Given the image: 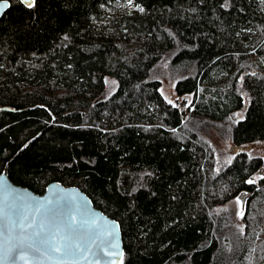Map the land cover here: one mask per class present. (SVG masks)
Listing matches in <instances>:
<instances>
[{
    "label": "trees",
    "instance_id": "16d2710c",
    "mask_svg": "<svg viewBox=\"0 0 264 264\" xmlns=\"http://www.w3.org/2000/svg\"><path fill=\"white\" fill-rule=\"evenodd\" d=\"M10 1L0 174L80 188L120 223L123 264H264V159L220 166L209 139L264 142V0ZM165 62L185 113L162 94ZM244 191L240 227L224 206Z\"/></svg>",
    "mask_w": 264,
    "mask_h": 264
},
{
    "label": "snow or ice",
    "instance_id": "6c2138e0",
    "mask_svg": "<svg viewBox=\"0 0 264 264\" xmlns=\"http://www.w3.org/2000/svg\"><path fill=\"white\" fill-rule=\"evenodd\" d=\"M25 2L28 8L36 5V0ZM9 6L8 0H0V14ZM231 162V159L226 161ZM246 182L253 184L255 181L249 179ZM6 191L15 192L14 189ZM236 203L241 206L238 214L243 219L241 197H236ZM52 205L51 200L33 202L19 194L11 199L0 198V258L12 264L16 261L26 264H102L107 261V264H116L110 258L118 257L123 264L124 254L119 251L117 242L118 225L112 224L105 232L109 239L93 238L84 230L87 220H77V216L89 215L86 208L70 199L57 202L55 207Z\"/></svg>",
    "mask_w": 264,
    "mask_h": 264
},
{
    "label": "water",
    "instance_id": "95a60500",
    "mask_svg": "<svg viewBox=\"0 0 264 264\" xmlns=\"http://www.w3.org/2000/svg\"><path fill=\"white\" fill-rule=\"evenodd\" d=\"M24 6L27 7L25 0H19ZM8 4L10 5L6 9L2 10V14H0V19L3 15L10 9L11 1L8 0ZM28 8V7H27ZM264 173V169L261 170V174ZM6 189H14L15 192L6 191ZM24 195L30 198L33 202H47L49 200L53 201V207L56 206L57 202H62L63 199H70L75 204L86 208L89 212V215L86 217L77 216L78 222L81 219L87 220V224L85 225V231L90 233L93 238H99L100 240L109 239L105 232L110 229L112 224H116L119 226L118 228V244L119 251L123 252L125 255L124 242H123V234L121 225L118 221L111 218L107 214H105L102 210L97 208L91 198L83 192L80 188L75 186H65L60 182H53L48 185L46 191L43 194H37L29 188L17 185L13 183L9 177L8 166L4 169V171L0 174V198L7 196L11 199L15 195ZM239 197L243 201V211L244 215L247 211L248 204L252 199V194L250 192L244 191ZM236 201V199H235ZM47 206V205H46ZM241 206L238 204V212L237 216H239ZM240 217V216H239ZM2 255V252H0ZM110 259L116 261V264H120L118 257H111ZM124 260V257H123ZM0 264H12L11 261L0 258ZM16 264H26V262L16 261ZM102 264H107V261H103Z\"/></svg>",
    "mask_w": 264,
    "mask_h": 264
},
{
    "label": "rangeland",
    "instance_id": "374dc122",
    "mask_svg": "<svg viewBox=\"0 0 264 264\" xmlns=\"http://www.w3.org/2000/svg\"><path fill=\"white\" fill-rule=\"evenodd\" d=\"M122 10H132L134 8V5L132 2H128L124 5L119 6ZM167 67L168 63L165 62L160 65L159 69L156 71V75L160 76L161 80L163 81V86L161 88L162 94L168 101H172V104L178 106L181 108L183 113L187 111V106L190 104V102L193 99V96L191 94L179 96L176 92V81L172 79H168L167 77ZM117 84L114 80L108 79V90L107 94L111 95L114 90H116ZM245 102L248 104L249 98L248 96H245ZM245 110L246 107H244L242 110L237 111L233 113V118L236 121L242 120L245 117ZM239 113V115H237ZM213 133H215L213 131ZM211 142L214 144L217 150V158L218 162L221 165L226 164V161L229 159H233L238 153L246 152L252 157H262L264 159V142H256V143H249L244 144L241 146L235 145L232 142H226L221 139H217V137L210 136L209 138ZM224 209L227 210L230 214V216L233 218L234 222L240 227H243V219L241 217L237 216L238 212V204L234 200L233 202L228 203L224 206ZM247 212V211H246ZM246 214V213H245Z\"/></svg>",
    "mask_w": 264,
    "mask_h": 264
}]
</instances>
